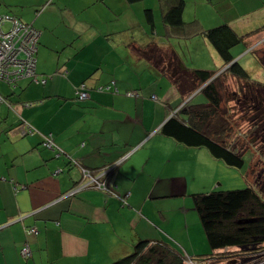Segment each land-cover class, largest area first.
Here are the masks:
<instances>
[{"label": "crops", "instance_id": "1", "mask_svg": "<svg viewBox=\"0 0 264 264\" xmlns=\"http://www.w3.org/2000/svg\"><path fill=\"white\" fill-rule=\"evenodd\" d=\"M155 4L0 0L7 8L0 7V15H15L41 32L37 73L49 77L46 84L21 79L8 88L0 83V94L13 107L0 104V178L7 180L0 182V264H111L132 254L141 242L166 244L171 200L192 192L183 191L191 178L193 185L198 182L186 172L188 164L197 165L202 148L187 147L161 133L181 95L169 77L128 49L146 46L155 36L144 18ZM222 13L245 34L264 25V0H185L183 19H198L206 29L205 24L214 27ZM112 20L119 29L109 26ZM137 29L143 34L140 42L116 44L117 38H109L112 30L118 37ZM165 41L162 37L158 44L169 48ZM81 83L87 84L90 98L74 103ZM112 83L119 94L96 91ZM134 90L139 97L126 95ZM24 120L38 132L51 134L61 156L42 146L39 133L19 136ZM124 156L107 184H116L119 195L129 194L126 205L96 189L65 196L82 180L81 167L96 171ZM20 216L25 217L17 221ZM29 227L39 233L27 235ZM26 241L32 257L25 262L20 251Z\"/></svg>", "mask_w": 264, "mask_h": 264}, {"label": "trees", "instance_id": "2", "mask_svg": "<svg viewBox=\"0 0 264 264\" xmlns=\"http://www.w3.org/2000/svg\"><path fill=\"white\" fill-rule=\"evenodd\" d=\"M127 1L130 4H135L143 0ZM160 7L164 30L163 39H191L197 35H203L222 59L224 68L221 71L222 73L207 69L189 68L174 51L162 47L157 41H154L153 37L146 46H132V50L139 57L146 59L161 74L169 77L181 95V103L172 108L171 112L176 111L163 124L161 133L187 147H205L213 157L224 161L228 166L242 168L244 166L243 152L249 145L255 147V142H258L255 136L258 135V130H261L263 120L264 84L250 80L248 73L239 64V61H235L232 50L240 43L264 31V25L245 34L236 32L229 23L211 29H204L198 19L190 22L184 21L185 0H160ZM38 12L40 13L41 10H38ZM11 16L22 22L15 15ZM145 16L147 22L154 29L153 11L151 9L146 10ZM228 77L236 78L239 90L237 92H239V96L241 95L240 98H237V93L232 94L226 85ZM246 80L252 82V90L248 88L251 91V96L246 91V86L241 84V82ZM108 86L111 88L107 89ZM100 87L104 89L100 90ZM115 88H117V92ZM255 90L262 92L255 93ZM86 91L89 97L85 100H80L76 89L74 103H83L88 100L90 93L88 92L87 84ZM96 91L100 93H120L115 83L100 85L96 88ZM196 91L205 95L207 98L206 103L190 105L186 101ZM129 92L131 91H127L126 95ZM242 96H244L245 102L243 106L246 105L250 108L245 109V115L241 119L246 121L249 118L251 126L244 133L240 132L238 134L240 137L233 139L234 131H236V127H239L238 123L240 121L238 120L237 122L236 119L232 121L229 109L223 106L234 101L241 102ZM247 97L250 101H248ZM251 113L252 115H250ZM262 131L263 129L260 132ZM18 135H21L20 131H18ZM28 136L32 135H21L22 138ZM41 137L42 146L49 149L44 145L42 135ZM261 137L264 138V134ZM255 148L260 152L261 156H264V149ZM254 185L255 183L242 190L213 191L194 195L196 208L200 214L212 251L200 257H211L214 256V251L228 248H240L242 251L254 252L264 249V236L259 234L260 236L251 238L250 231L242 229L243 233L233 232L231 227V223L237 221L240 214L253 204L258 206L259 212L264 213V194L261 190H257ZM249 214L253 216L256 212L251 210ZM111 264H185V255L174 251L167 244L141 242L135 247L132 254L122 257Z\"/></svg>", "mask_w": 264, "mask_h": 264}, {"label": "rangeland", "instance_id": "3", "mask_svg": "<svg viewBox=\"0 0 264 264\" xmlns=\"http://www.w3.org/2000/svg\"><path fill=\"white\" fill-rule=\"evenodd\" d=\"M159 1L160 0H155L156 4L154 7L156 9H153V14L155 17L154 20L156 22L155 32L152 31V25L147 22L146 16H144L147 22L146 25L149 27V31L151 32V34L155 33L153 39L157 42L162 38V34L164 32L163 23L161 20L162 12ZM151 3L152 5H154L152 1ZM0 7L3 10L7 9L2 5ZM152 7L153 6H151V9ZM40 14L41 13L37 11L36 18H38ZM229 19H231L230 15L227 16L222 13L218 19V22L214 24V27L227 23ZM33 22L36 25L39 21L35 19ZM115 23L116 21L112 20L109 22V26L114 27V29H119L120 25H115ZM205 25L206 29H211L213 27L208 23ZM232 27H235L236 32H240L237 25H234ZM110 33L111 34L109 35L111 36H109V38L113 40L117 38V40L115 41L116 44L120 43L121 41L127 43L137 41L140 42L143 37L142 32L138 29L119 33L118 37L117 35H115L116 31L112 30ZM258 34V37L253 38V41L249 42L248 39L245 42L237 45L232 50V53L235 55V61H239V64L246 70L252 82H261L264 84V32L262 31ZM165 42H168L167 44L169 45V48L167 49L174 51L175 54L182 59L187 67L192 69H207L210 71L222 73L221 71H223L224 69L223 61L216 50L213 48V46L204 36L200 35L196 38L194 37L191 39L172 38L166 40ZM123 45L125 44H122V46ZM120 47L121 46L116 48ZM128 49H132V46H128ZM252 82L248 80L241 82L242 85L246 86V91L250 96L251 91H249L248 88L252 90ZM226 85L228 86L232 94L237 93V98L241 97V95L239 96V92H237L239 90L236 78L228 77V79H226ZM6 86L8 88H11L8 85ZM259 91L260 90H255L254 92L258 93ZM242 97L243 98L239 103L237 101H234L230 104H224L223 106L226 109H229L232 121H234L235 119L237 120V122L238 120L240 121L238 123L239 127H236V131H234L233 139H237L238 137H240L238 134H240V132L244 133L251 126V120L249 118H247L246 121H243L241 119L245 115V109L250 108L246 105L243 106L245 102L244 96ZM186 101H188L190 105L204 104L207 102V98L204 94L196 91L193 95L189 96ZM248 101H250V99H248ZM25 103L26 102H24L23 105ZM174 111L171 112V114L174 113ZM250 115H252V113ZM262 117L263 120L261 123V130L263 129V131L260 132L261 130H258V135L255 136L257 137L258 141L255 142V147H257L259 150L264 149V138L261 137L264 134V113ZM255 147L253 145H249V147L243 152L242 157L244 160V166L242 168H234L228 166L224 161L213 157L207 148L202 147V153L199 156L197 165L196 163H193L191 166L188 164L186 172L187 175L190 174L191 176L192 174L193 176H195V182L197 180L198 182L193 185L194 181H191L192 178L189 180L190 177L187 176V181L189 180L188 185L183 191H187L186 193H188L190 189V191L192 192L186 194V196H182L179 198L175 197L171 200L172 210L167 220V223L169 225L167 224L168 226H166V231L168 234L166 244L168 247L172 248L176 252L181 253V255H187L195 258H198L197 256L207 255L212 252L207 234L201 222L200 214L196 208L194 195H199L196 193L205 194L213 191L225 192L231 190H242L250 187L255 183V188L257 190H261L264 194V156H261L260 152ZM205 156H209L210 158L207 157V159L205 158ZM178 205H180L179 209ZM183 206L188 211V214H183L184 209L183 212L180 211L181 207ZM251 210L255 211L256 214L251 216L249 214ZM259 211L260 210L258 209V206L255 204L245 209V211L242 212L237 218V221L231 223L232 231L240 233L244 232L242 229L250 231L252 235L251 238L260 235L264 236V213ZM253 252L254 251H242V249L240 248L224 249L217 253L218 257L223 258V260H221V262H218L217 264H243L250 260V256L254 255L255 253Z\"/></svg>", "mask_w": 264, "mask_h": 264}, {"label": "built area", "instance_id": "4", "mask_svg": "<svg viewBox=\"0 0 264 264\" xmlns=\"http://www.w3.org/2000/svg\"><path fill=\"white\" fill-rule=\"evenodd\" d=\"M7 26L9 27L6 28ZM40 36L41 32L32 24H26L23 21L21 22L9 14L0 15V81L11 87L16 86L17 82L21 79H32V81L36 83L46 84L49 77H41L37 74V52ZM110 88V86L107 87V89ZM99 89L103 90L104 88L100 87ZM115 91L117 92V88H115ZM77 93L79 94L80 100H85L89 97L85 83L77 88ZM127 95L130 97L140 96L138 91H131ZM153 99L156 100L157 97L154 95ZM0 104H6L7 106L12 107L11 103L1 94ZM24 105L32 106L33 103L29 102ZM19 130L21 135H34L35 133L42 135L44 145L54 152L57 151L56 157H60L63 153L58 149L51 134L45 135L38 132V130L30 123L24 121V124L19 127ZM125 158L126 156L96 171L81 167L82 180L69 190L65 196L72 197L86 189H96L119 198L123 204L126 205V198L129 194L125 196L119 195L117 193L116 184H113L112 186L107 184V180L110 178L111 174L115 169L117 170ZM75 161L76 160L70 158L71 163L78 164V162ZM0 181L7 180L2 177L0 178ZM13 185L17 190L18 185ZM24 217L25 216H20L17 221H22ZM38 233V228L29 227L26 229L27 235H35ZM217 255L218 254H215L211 257L197 256L198 258L186 255L185 264H217L223 260V258H220ZM20 256L25 262L32 257V249L28 241H26L22 247ZM250 257V260L243 264H264V249L256 251L254 255H251Z\"/></svg>", "mask_w": 264, "mask_h": 264}, {"label": "clouds", "instance_id": "5", "mask_svg": "<svg viewBox=\"0 0 264 264\" xmlns=\"http://www.w3.org/2000/svg\"><path fill=\"white\" fill-rule=\"evenodd\" d=\"M173 114H174V113H172V115H173ZM172 115H171V116H172ZM185 256H186V255H185Z\"/></svg>", "mask_w": 264, "mask_h": 264}, {"label": "water", "instance_id": "6", "mask_svg": "<svg viewBox=\"0 0 264 264\" xmlns=\"http://www.w3.org/2000/svg\"><path fill=\"white\" fill-rule=\"evenodd\" d=\"M172 115V114H171Z\"/></svg>", "mask_w": 264, "mask_h": 264}]
</instances>
